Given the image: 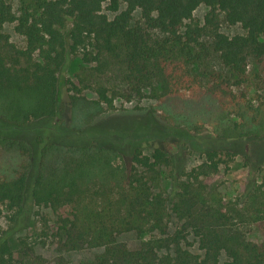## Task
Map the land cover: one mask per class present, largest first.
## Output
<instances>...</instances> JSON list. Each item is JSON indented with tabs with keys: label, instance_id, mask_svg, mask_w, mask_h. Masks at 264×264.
Segmentation results:
<instances>
[{
	"label": "trees",
	"instance_id": "1",
	"mask_svg": "<svg viewBox=\"0 0 264 264\" xmlns=\"http://www.w3.org/2000/svg\"><path fill=\"white\" fill-rule=\"evenodd\" d=\"M200 5L209 9L203 24L187 23ZM136 10L141 20L134 22ZM221 15L244 33H221ZM6 24L24 37L23 48L10 41ZM72 54L81 55L85 66L76 82L68 81L73 108L101 113L115 109L117 96L125 102L149 99L151 111L169 123L171 137L189 147L193 134L204 130L217 139L263 140L264 97L235 90L248 81L252 61L264 91V0H31L19 14L0 0V205L18 211L27 201L54 212L70 207L59 218L61 248L102 249L91 264H220L222 254L224 264H264V184L240 207L221 199L207 203L204 178L217 172L215 151L183 174L169 201L156 193L160 167L171 163L167 151L146 156L141 141H128L126 164L119 161V145L44 143L37 135L36 172L27 184L34 151L10 133L57 117L66 84L61 74ZM211 54L225 72H200ZM113 69L119 85H102ZM83 91H93L96 99ZM171 215L180 227L169 235ZM234 221L255 225L261 239L247 240ZM146 230L157 236L138 249L116 240ZM190 234L199 254L186 245ZM10 258L4 243L0 264H12Z\"/></svg>",
	"mask_w": 264,
	"mask_h": 264
},
{
	"label": "rangeland",
	"instance_id": "2",
	"mask_svg": "<svg viewBox=\"0 0 264 264\" xmlns=\"http://www.w3.org/2000/svg\"><path fill=\"white\" fill-rule=\"evenodd\" d=\"M12 10L19 14L21 6L29 4L31 0H6ZM124 9V5H121ZM208 8L200 5L193 13L192 19L187 23L203 24ZM113 14L109 18H113ZM220 32L232 37L243 34L239 25L229 26L220 16ZM140 11L133 13V21H139ZM3 31L9 35L10 41L17 47L25 46V39L14 31L13 24L3 26ZM184 31V28L181 29ZM206 40V39H205ZM85 66L81 55H70L61 78L66 84L62 87L58 100V115L52 120H39L32 122L20 131L10 135L25 140L31 144L34 156L33 168L29 171L27 184L34 179L36 172L37 145L35 138L40 135L44 143L68 145H101L107 147L120 146V162L130 163L132 148L128 141H141L140 152L151 156L155 149H163L170 155L171 163L160 167V186L156 193L162 194L169 201L176 192L177 182L184 180L183 174L205 160V153L215 151L219 160L217 172L210 174L206 180L207 203L214 204L217 200L224 203L230 202L240 207L248 195L259 185L264 184V139L259 141H229L217 139L210 130L193 134L192 147L178 143L171 137L169 123L164 121L158 113L151 111L153 101L143 99L125 102L123 98L115 97L113 110L96 113L93 110H79L68 104L70 88L69 82H76L74 76L81 73ZM200 72L214 70L225 72L215 54L207 57L199 68ZM258 67L249 62L248 81L236 93H246L249 98L256 95L264 97L261 85L255 79ZM119 73L112 72L100 79L102 85L110 87L119 85ZM82 95L88 99H96L93 91H83ZM34 143V144H33ZM40 147V146H39ZM70 207H63L56 212L43 206H35L26 202L21 210H8L5 205H0V251L7 243L11 251L12 264H91L102 249L83 248L78 250H63L61 242L63 233L60 231L59 218L66 217ZM234 229L242 233L247 240L259 241L260 232L255 225L236 222ZM180 223L171 215L168 221V234H172ZM156 232L149 230L128 232L117 236L116 240L126 244L130 250H135ZM187 247L193 254H199L196 240L190 234L187 236ZM9 258L8 255L5 259ZM227 258L224 254L220 257V264Z\"/></svg>",
	"mask_w": 264,
	"mask_h": 264
}]
</instances>
